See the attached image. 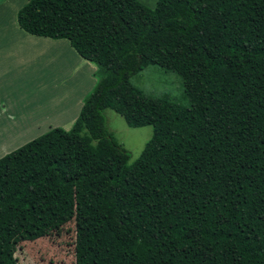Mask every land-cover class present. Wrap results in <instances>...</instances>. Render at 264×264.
Listing matches in <instances>:
<instances>
[{
  "label": "trees",
  "instance_id": "trees-1",
  "mask_svg": "<svg viewBox=\"0 0 264 264\" xmlns=\"http://www.w3.org/2000/svg\"><path fill=\"white\" fill-rule=\"evenodd\" d=\"M98 81L72 127L0 157V264L75 223L74 264H264V0H29ZM177 72L188 105L131 78ZM151 125L140 156L106 125Z\"/></svg>",
  "mask_w": 264,
  "mask_h": 264
},
{
  "label": "rangeland",
  "instance_id": "rangeland-1",
  "mask_svg": "<svg viewBox=\"0 0 264 264\" xmlns=\"http://www.w3.org/2000/svg\"><path fill=\"white\" fill-rule=\"evenodd\" d=\"M4 1L0 0V3ZM28 1L7 0L2 11L0 10V19L5 21L7 26H18V11ZM139 1L150 7L157 3V0ZM34 38L36 40L23 38L25 41L35 43L34 50L26 55L24 65L15 63L12 67L20 74L19 77L27 79L30 74L33 78L34 104L38 105V109L34 107V118L37 119L25 132V136L17 138L4 131L0 124V157L51 128L61 127L69 130L78 117L85 99L98 81L96 64L78 56L67 39ZM11 65H0V77L4 74L14 75ZM69 77L78 83L64 81ZM131 80L151 96H166L188 105V100L182 97L184 93L182 78L175 71L166 70L159 65H149L134 74ZM13 91L19 93V88L13 87L9 93L12 95ZM4 95L0 83V117L8 108L1 97ZM105 116L108 130L130 151L131 161L136 160L146 142L153 136V126L130 127L122 115L110 108L105 110ZM75 235V223L72 220L64 225L60 233L55 232L43 239L22 243L16 255L20 259V264H74Z\"/></svg>",
  "mask_w": 264,
  "mask_h": 264
},
{
  "label": "crops",
  "instance_id": "crops-1",
  "mask_svg": "<svg viewBox=\"0 0 264 264\" xmlns=\"http://www.w3.org/2000/svg\"><path fill=\"white\" fill-rule=\"evenodd\" d=\"M6 2L7 0L0 3L1 11ZM34 37L38 38L39 36L31 35L19 26H7L5 21L0 19V65L12 64L11 67L15 63L20 66L24 65L25 57L29 51L32 52L34 50L35 43L25 41L23 38L36 40ZM12 68L14 69V67ZM16 71L15 69L13 70L14 75L4 74L0 77L1 90L5 94L1 97L4 99L6 107H8L4 110L3 116L0 117V124L1 128L7 133H11L14 138L25 136V132L31 128L32 123L37 119L34 118V107L38 109V105L34 104L32 76L29 74L28 78L25 79L19 77L20 74ZM16 77H19V79ZM67 80L77 82L70 77L64 81ZM13 87H18L19 93L13 91L11 95L9 90Z\"/></svg>",
  "mask_w": 264,
  "mask_h": 264
}]
</instances>
